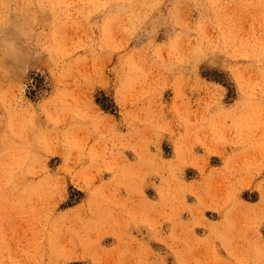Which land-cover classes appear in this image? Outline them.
Segmentation results:
<instances>
[{"label": "rangeland", "instance_id": "374dc122", "mask_svg": "<svg viewBox=\"0 0 264 264\" xmlns=\"http://www.w3.org/2000/svg\"><path fill=\"white\" fill-rule=\"evenodd\" d=\"M0 264H264V0H0Z\"/></svg>", "mask_w": 264, "mask_h": 264}]
</instances>
